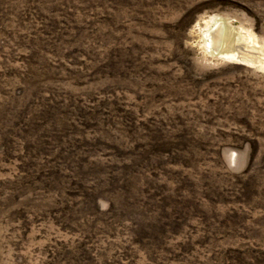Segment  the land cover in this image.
I'll return each instance as SVG.
<instances>
[{
  "label": "rangeland",
  "instance_id": "1",
  "mask_svg": "<svg viewBox=\"0 0 264 264\" xmlns=\"http://www.w3.org/2000/svg\"><path fill=\"white\" fill-rule=\"evenodd\" d=\"M0 264H264V0H0Z\"/></svg>",
  "mask_w": 264,
  "mask_h": 264
},
{
  "label": "bare ground",
  "instance_id": "2",
  "mask_svg": "<svg viewBox=\"0 0 264 264\" xmlns=\"http://www.w3.org/2000/svg\"><path fill=\"white\" fill-rule=\"evenodd\" d=\"M233 31L227 24L226 20L222 17H216L212 21V26L207 29L205 36L207 37V46L213 50V53L222 55H236L232 50L222 49L221 46L226 42V37ZM225 46V45H224ZM225 48V47H224Z\"/></svg>",
  "mask_w": 264,
  "mask_h": 264
}]
</instances>
